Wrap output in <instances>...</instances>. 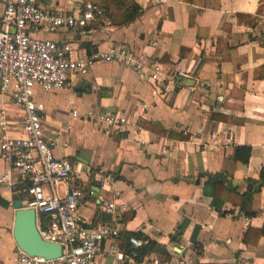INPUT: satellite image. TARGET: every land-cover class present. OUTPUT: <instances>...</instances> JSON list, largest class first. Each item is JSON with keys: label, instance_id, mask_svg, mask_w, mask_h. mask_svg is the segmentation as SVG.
Listing matches in <instances>:
<instances>
[{"label": "crops", "instance_id": "obj_1", "mask_svg": "<svg viewBox=\"0 0 264 264\" xmlns=\"http://www.w3.org/2000/svg\"><path fill=\"white\" fill-rule=\"evenodd\" d=\"M132 1L141 13L128 25L95 20L83 30L37 34L79 52L125 45L163 72L156 83L123 65L99 63L71 74L63 91L35 89L44 134L57 142L53 153L70 163L84 192L80 218L91 226L111 222L102 208L118 192L120 246L127 234H139L150 241L142 256L161 264H264V236L248 235L244 243L249 229L264 226V185L252 198L254 216L246 218L233 204L240 199L213 184L252 192L264 168V0ZM85 2L99 0L39 5L77 16ZM179 77L193 85L178 86ZM0 110L7 137L22 138V111L11 92L0 95ZM115 113L135 116L136 130H104L84 119ZM237 146L251 148L247 165L233 163ZM7 172L0 158V177ZM16 201L23 198L0 188V264H14ZM97 263L115 264L103 256Z\"/></svg>", "mask_w": 264, "mask_h": 264}, {"label": "built area", "instance_id": "obj_2", "mask_svg": "<svg viewBox=\"0 0 264 264\" xmlns=\"http://www.w3.org/2000/svg\"><path fill=\"white\" fill-rule=\"evenodd\" d=\"M40 0H1L0 13V95L11 92L22 111V138L7 137L9 123L0 110V158L9 172L0 177V188L23 198V209H32L41 239L62 247L61 257L46 260L30 257L17 250L14 264H98L106 257L115 264H161L157 257L141 256L150 241L141 236L128 238L129 251L120 246L123 208L116 203L119 193L102 208L111 222L91 226L79 216L84 192L76 186V173L70 163L53 153L56 141L48 139L43 128V108L34 101L35 89L57 93L66 88L71 74L96 64H120L152 82L164 81L161 65L147 61L125 45H109L104 50L87 53L71 43H58L37 37L38 33L83 30L102 17L98 5L85 2L77 15L49 13ZM78 118L76 111L71 112ZM135 116L122 114H87L104 130L135 128ZM136 130V128H135ZM89 195L93 191L88 192ZM44 216V220H40Z\"/></svg>", "mask_w": 264, "mask_h": 264}, {"label": "trees", "instance_id": "obj_3", "mask_svg": "<svg viewBox=\"0 0 264 264\" xmlns=\"http://www.w3.org/2000/svg\"><path fill=\"white\" fill-rule=\"evenodd\" d=\"M99 6L102 11V17L96 18V20L100 21H109L117 26H125L135 21V19L140 15L141 9L132 1V0H99L98 3H94ZM215 118L214 116H211ZM169 137L173 136L169 134ZM186 139V138H182ZM251 155V148L248 146H237L235 148V157L233 163H239L241 165H247ZM117 179H120L117 176ZM256 185L254 191L246 192L244 194H238L234 189H228L224 186V182L217 183L213 182L215 187V192L219 191V193L224 196H235L240 199L239 203H233L234 205H238L239 212L243 214L246 218H251L254 216V213L250 209V205L252 203V198L255 193H258L261 190V187L264 185V168L260 171V178L258 182H251ZM217 197L215 193L213 198ZM226 198V197H225ZM22 199V197H21ZM226 200L224 199L223 202ZM44 216H40V220H44ZM253 235L256 236V240L264 236V226L260 230H251L249 229L244 238V243L247 244V236ZM130 236L141 237L139 234H127L126 238L122 241V248L124 251H129L130 246L128 245V238ZM147 250V249H146ZM146 250L141 252V256L145 253Z\"/></svg>", "mask_w": 264, "mask_h": 264}, {"label": "water", "instance_id": "obj_4", "mask_svg": "<svg viewBox=\"0 0 264 264\" xmlns=\"http://www.w3.org/2000/svg\"><path fill=\"white\" fill-rule=\"evenodd\" d=\"M178 86L191 87L193 82L179 77L176 80ZM198 184V182H196ZM251 187V186H250ZM95 192L99 188L93 187ZM14 225L12 236L17 250L30 257H40L46 260H54L61 257L62 247L57 244L45 242L41 239L36 227V215L32 209H23L20 201L14 204Z\"/></svg>", "mask_w": 264, "mask_h": 264}]
</instances>
